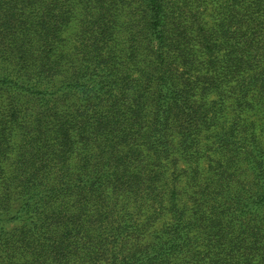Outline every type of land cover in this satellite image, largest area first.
Here are the masks:
<instances>
[{
    "label": "trees",
    "instance_id": "16d2710c",
    "mask_svg": "<svg viewBox=\"0 0 264 264\" xmlns=\"http://www.w3.org/2000/svg\"><path fill=\"white\" fill-rule=\"evenodd\" d=\"M263 108L264 0H0V264H264Z\"/></svg>",
    "mask_w": 264,
    "mask_h": 264
},
{
    "label": "rangeland",
    "instance_id": "374dc122",
    "mask_svg": "<svg viewBox=\"0 0 264 264\" xmlns=\"http://www.w3.org/2000/svg\"><path fill=\"white\" fill-rule=\"evenodd\" d=\"M264 109V108H263ZM259 111V112H256ZM245 116H250V114H246ZM262 117L260 115V110H255V112H251V116L249 118L250 121H253L256 123V128L253 132L248 131V133L253 134L254 136L258 138V145L261 147L258 149V146L254 145L253 141L250 140L248 137L245 139H239V142H237V147L239 148L238 152H241V148L245 147L244 150L247 149V151H252V156L249 157L248 161L245 162H239V166L241 167L242 171L246 173V170H248V174L246 173L245 181H246V187H249L252 183L255 181V177L252 175V172H250V169L252 168L253 164H261L263 171H264V122L263 119H260ZM240 160L243 159V154L239 155ZM204 166V164H203ZM184 182V181H182ZM181 187H183V183L181 184Z\"/></svg>",
    "mask_w": 264,
    "mask_h": 264
}]
</instances>
